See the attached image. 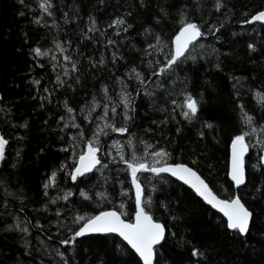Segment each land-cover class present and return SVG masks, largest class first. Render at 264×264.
<instances>
[{"label":"trees","instance_id":"obj_1","mask_svg":"<svg viewBox=\"0 0 264 264\" xmlns=\"http://www.w3.org/2000/svg\"><path fill=\"white\" fill-rule=\"evenodd\" d=\"M48 3L45 12V0H0V135L8 140L0 165V264H142L114 235L61 243L85 222L78 223L79 216L115 209L133 220L126 174L108 183L99 171L72 179L87 152L91 124L85 120L106 107L115 108V126L127 128L136 148L166 151L168 164L187 165L219 198L239 196L252 213L242 236L186 186L152 174L153 183L141 181L150 200L144 208L166 229L153 264H264V25L246 23L264 10V0ZM117 19L125 23L110 26ZM182 20L204 33L189 53L201 42L209 57L201 62L199 54L188 53L196 61L183 58L154 75L166 67ZM93 21L95 31H89ZM37 48L47 55L37 56ZM173 79L187 91L177 111L158 98L149 101L155 92L150 87L169 88ZM124 93L131 94L128 109ZM189 95L199 102L191 120L182 115ZM126 112L131 119H125ZM244 113L253 117L251 127L243 123ZM243 132L250 133L247 142L260 141L250 145L245 183L235 188L228 178L229 148ZM193 249L202 255L193 256Z\"/></svg>","mask_w":264,"mask_h":264},{"label":"snow or ice","instance_id":"obj_2","mask_svg":"<svg viewBox=\"0 0 264 264\" xmlns=\"http://www.w3.org/2000/svg\"><path fill=\"white\" fill-rule=\"evenodd\" d=\"M23 3V0H20ZM44 7V11L48 12L51 4L48 3V0H45V4L42 5ZM217 10L221 7L218 2ZM51 14V13H49ZM39 21H37L38 23ZM260 22L264 23V11L253 15L249 21L246 23H254ZM125 21L123 19H117L112 22V25H123ZM182 27L178 35H176L174 40V53L167 60V65L164 68H161L159 72L154 73V75H162L167 70H170L173 65H175L178 61L181 60L182 57L188 58L185 56L186 53H189L190 46H194L195 42L199 37L204 35L201 32L200 27L195 23H184L181 21ZM130 27V25L128 26ZM127 31V28L124 29ZM89 31H95V22L93 21V27L89 29ZM109 43H113V41H109ZM160 43L159 38H157V44ZM57 47H60L57 45ZM149 47H154L150 45ZM202 47V45H201ZM250 48L254 50L253 45H249ZM37 56L47 55V53L41 52L39 48L34 49ZM191 55V54H190ZM65 59H70L66 57ZM75 68V65H73ZM132 72L136 74L137 80L140 81L141 84H144L143 77L136 69H132ZM59 80V77H57ZM34 83L39 84V81H34ZM47 91V89H45ZM107 89H105V92ZM130 93L123 94V101L125 109H128L132 105ZM2 99V98H0ZM261 100L264 101V96L261 97ZM198 101L194 99L192 96H186L183 107L187 108V111H183L182 115L185 119L191 120L198 111ZM65 107L67 111L71 113L73 110L68 107L67 102H65ZM115 112V108L112 109ZM105 116H107V108H105ZM125 119H131L128 116L127 112L125 113ZM243 123L252 126L253 125V117L244 113L243 115ZM67 126V125H66ZM73 127H79L76 124L72 125ZM211 127V125H208ZM104 128H111L115 132L125 133L127 132L126 127L116 128L111 124H105ZM104 129H100L99 132L96 133V136L92 140L88 142L87 152L85 154L80 155L79 164L75 168L74 173L72 174V179L75 181L78 176H84L86 173L91 172L93 169L97 167V165H101V160L98 157L97 153L101 152V146L99 145L98 136L100 132H103ZM252 131L255 132L256 129L252 128ZM106 134V133H105ZM249 132H243L240 135L235 136L232 140L231 144V170L230 177L232 181H234L235 185L239 187L240 185L245 183V167H244V157L248 152L250 145L246 143L245 137L248 136ZM132 141L129 140V144ZM8 144V140L5 139L3 135H0V161H3L5 158V150ZM114 145L119 147L118 142H114ZM151 147V145H148ZM169 154L160 150L155 153L157 157H167ZM142 160V158H139ZM121 160H124V156L121 153ZM127 164L128 169L131 171L132 184L136 189V197L135 202L137 206V210L135 213V222L129 223L125 222L121 216L123 213H117L116 211L103 212L99 215L93 217H77V222L85 221L78 231L74 233L70 240L61 241L62 244H69L75 241L77 237L84 236L86 234L92 233H117L121 236L135 251L139 254V256L143 260V264H153L154 258V246L159 244L165 238V228L162 224L155 222L153 217L145 211L143 205V189L141 184L139 183V178L137 173L139 172H147L150 171L154 174H160L163 172L171 173L173 176L178 177L180 180L184 181V183L190 185L196 193L202 197L209 205L213 208L218 209L221 213H223L224 217L227 218V228L230 230L238 231L240 234H246L249 230V223L252 213L245 207V205L241 202L239 196H236L232 199H219L218 196L212 191L209 185L194 171L192 168L178 164L175 166H157L161 164V160H156L152 165H149L145 162H138V158L133 155L132 161H124ZM261 162L264 163V157H261ZM166 163V162H164ZM102 167H106V165H102ZM55 177V173H53V179ZM49 185H45L47 188ZM68 193L65 195L64 199H67ZM81 195H85L81 193ZM101 196L104 194L101 193ZM87 198V197H85ZM55 201H53L54 203ZM150 204V200L147 202ZM18 219V218H17ZM12 225L8 226V230L12 229ZM16 228H19V224L15 225ZM21 231L27 232V228L20 229ZM61 256L62 253H58ZM193 256L202 255L199 250L193 249Z\"/></svg>","mask_w":264,"mask_h":264},{"label":"rangeland","instance_id":"obj_3","mask_svg":"<svg viewBox=\"0 0 264 264\" xmlns=\"http://www.w3.org/2000/svg\"><path fill=\"white\" fill-rule=\"evenodd\" d=\"M204 50L205 48L203 47V44H201L200 42L192 51H190L189 54L191 55L199 54L196 56V58H198V61L203 62L205 61L206 58L209 57L208 51H204ZM187 57L188 58L186 60L191 59L192 61H196V59L193 57L191 58V56H187ZM169 82H170L169 88L166 87L161 88V86L150 87V89L154 90L155 92L153 96L148 95L149 101L150 99L151 101H153V97L156 99L158 98L160 103L162 104L168 103V105H170L173 108V110L177 111L176 109H174V107H178L180 97L185 95L187 91L183 83L178 82L177 80L174 79ZM106 108H107V116H105V108H103V110L99 109L96 115H93L94 120H90L89 118H86L85 120V124H87L88 126L89 124H91L90 125L91 128L89 129L88 142L92 140L94 136H96V133L99 132L100 129L102 128L104 129V131L100 132L99 136L97 137L99 140V145L101 146V152L98 153V156L101 160V165H98L96 169V171H99L100 174L99 176L100 178H102L103 182L108 183L109 181H112L114 179L121 180L120 176H122L123 178L124 174H126L129 178V176L131 175V171L130 169H128L127 164L124 161H132L133 155H135L138 158V162H145L148 163L149 165H152L154 161L161 160L162 163L158 164L157 165L158 167L166 164L164 163L166 162V157L155 156V153L160 150H153L152 148L143 145L136 148L137 145H135L133 138L127 136L126 132L119 133L113 131L111 128H104L105 124H111L114 127H116L114 123L118 122V117H116V110L115 112H113L112 110L110 111L108 107ZM129 140L132 141L131 144H129ZM254 140L255 141L254 142L251 141V143L248 140L249 145H251V148H254L256 145L259 144L260 140L258 138L257 139L254 138ZM114 142H118L119 147L115 146ZM121 153L124 156L123 161L121 160ZM139 158H142V160H140ZM116 162L117 163L121 162V164L117 167ZM102 165H106V167H102ZM153 180H154L153 175L150 174L148 171L139 174L140 182L144 181V182H149L151 184V182L153 183ZM121 188L125 189L124 186H121ZM148 200H149L148 197H146V195L144 194L143 205H145L148 202ZM120 205L122 207L124 206L123 200L120 201ZM82 222L84 221H79L78 223H82Z\"/></svg>","mask_w":264,"mask_h":264},{"label":"water","instance_id":"obj_4","mask_svg":"<svg viewBox=\"0 0 264 264\" xmlns=\"http://www.w3.org/2000/svg\"><path fill=\"white\" fill-rule=\"evenodd\" d=\"M264 11V10H263ZM256 15V14H255ZM255 23H259V24H262V25H264V23H260V22H254V23H249V24H255ZM180 32V31H179ZM179 34V33H178ZM177 34V35H178ZM200 38L201 37H199L198 38V40L197 41H199L200 40ZM174 40H175V38H173V40H172V54L174 53V48H175V45H174ZM196 41V42H197ZM195 42V43H196ZM246 141V140H245ZM247 143V142H246ZM232 144V143H231ZM231 144H230V148H229V168H228V178H229V180L232 182V184L234 185V187L235 188H239V187H241V186H243L244 184H242V185H240L239 187H237L236 185H235V183H234V181H232V179H231V177H230V170H231ZM248 154V152L245 154V157H246V155ZM98 155V154H97ZM99 157V156H98ZM245 157H244V159H245ZM245 161V160H244ZM1 162L2 161H0V165H1ZM78 164H79V159H78V161H77V165H76V167L78 166ZM175 165H178V164H170V165H164V166H175ZM184 165V164H183ZM187 166V165H186ZM97 167H98V165H97ZM97 167L95 168V169H93L91 172H88V173H86L85 175H89V174H92L93 172H95L96 171V169H97ZM244 167H245V163H244ZM152 173V172H151ZM138 174L139 173H137V176H138ZM198 174V173H197ZM158 175H166V176H168V177H170V178H172V179H174V180H176V181H178L179 183H181V184H183L184 186H186L189 190H191L205 205H207L208 207H210L212 210H214L215 212H217L218 214H220L224 219H225V221L227 222V218L226 217H224V215H223V213H221L218 209H216V208H213L211 205H209L202 197H200L197 193H196V191L190 186V185H188V184H186V183H184V181H182V180H180L178 177H176V176H173L171 173H168V172H163V173H160V174H158ZM199 175V174H198ZM130 186H131V189H132V195H133V200H134V205H135V213H136V210H137V206H136V202H135V197H136V189H135V187L133 186V184H132V178H131V175H130ZM139 183H140V181H139ZM141 184V183H140ZM142 186V185H141ZM142 189H143V195H144V188H143V186H142ZM219 198V197H218ZM219 199H221V198H219ZM143 206V205H142ZM110 211H115V210H113V209H110V210H104V211H102V212H100L99 214H101V213H103V212H110ZM146 211V210H145ZM117 212V211H116ZM118 213V212H117ZM135 213H134V216H133V220H132V222H129V221H125L123 218H122V216H121V218L125 221V222H129V223H134L135 222ZM98 214V215H99ZM119 214V213H118ZM251 222H252V216H251V218H250V223H249V228H250V225H251ZM161 224V223H160ZM165 228V227H164ZM248 233V232H247ZM246 233V234H247ZM246 234H241L242 236H245ZM93 235H114V236H117L123 243H125L130 249H131V251L139 258V260L141 261V263L143 264V260H142V258L139 256V254L138 253H136V251L121 237V236H119V234H117V233H92V234H86V235H84V236H81V237H77V239L78 238H82V237H86V236H93ZM165 237H166V229H165ZM165 239V238H164ZM164 239L159 243V244H157V245H155L154 246V258H155V249L158 247V246H160L162 243H163V241H164ZM154 258H153V262H154Z\"/></svg>","mask_w":264,"mask_h":264},{"label":"bare ground","instance_id":"obj_5","mask_svg":"<svg viewBox=\"0 0 264 264\" xmlns=\"http://www.w3.org/2000/svg\"><path fill=\"white\" fill-rule=\"evenodd\" d=\"M196 43H198V41L196 42ZM190 48H191V46H190ZM190 48H189V50H190ZM188 53H186L185 54V56L187 55ZM184 57H182L181 59H183ZM248 153H249V150H248ZM247 156V155H246ZM245 159H246V157H245ZM244 159V160H245ZM244 163H245V161H244ZM115 210V209H114ZM115 211H117V210H115ZM118 213H121V212H119V211H117ZM122 218L124 219V217H123V215H122ZM126 221V220H125ZM163 225V224H162Z\"/></svg>","mask_w":264,"mask_h":264},{"label":"flooded vegetation","instance_id":"obj_6","mask_svg":"<svg viewBox=\"0 0 264 264\" xmlns=\"http://www.w3.org/2000/svg\"><path fill=\"white\" fill-rule=\"evenodd\" d=\"M149 173H151L150 171H148ZM140 173H142V172H140Z\"/></svg>","mask_w":264,"mask_h":264}]
</instances>
